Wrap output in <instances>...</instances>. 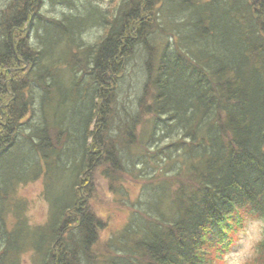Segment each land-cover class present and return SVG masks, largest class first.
I'll use <instances>...</instances> for the list:
<instances>
[{"label":"trees","instance_id":"trees-1","mask_svg":"<svg viewBox=\"0 0 264 264\" xmlns=\"http://www.w3.org/2000/svg\"><path fill=\"white\" fill-rule=\"evenodd\" d=\"M44 1L0 10V264L26 250L32 264H220L251 218L262 233L242 264H264V0H49L59 17ZM131 61L142 75L121 104ZM166 148L172 175L136 168ZM39 178L68 192L30 226L5 207ZM123 179L149 185L144 208L101 239L89 201Z\"/></svg>","mask_w":264,"mask_h":264},{"label":"rangeland","instance_id":"rangeland-1","mask_svg":"<svg viewBox=\"0 0 264 264\" xmlns=\"http://www.w3.org/2000/svg\"><path fill=\"white\" fill-rule=\"evenodd\" d=\"M7 1L8 0H0V10L4 8ZM107 1L108 0L98 1L101 4V10H105L106 7H108L109 3L107 4ZM75 3L76 6L81 7L85 2L84 0H75ZM92 4L95 6V2H93ZM43 7L44 8L42 9L41 13L47 16L59 17L63 12L65 14L69 13L68 7L60 5L58 3H50L49 0L44 1ZM86 8L89 9L88 6H86ZM89 12L90 16L88 17V21L90 22V19L94 20L95 18V11L91 9L89 10ZM100 32L101 30L98 27H91L89 29H86L85 33L83 34V38L85 42H91L100 35ZM138 64V62L131 61V64L127 66L125 72L126 81L124 82L123 88L121 90L122 94L119 93L121 104L125 102V94L128 93V86L130 85V96L133 95L135 76L139 77L142 75ZM69 114L70 111L68 108V111H66V115ZM23 132H25L24 128ZM19 138H21L20 135ZM163 144L164 142L162 143V145ZM170 151L172 150L166 148L163 152L161 151L156 154L155 159H151L148 161L142 160L141 164L136 168H141L142 171L145 170V174L148 173L153 175L156 172H161L165 168L168 171H166V175L170 176L172 175V173L169 166L178 163L176 161V158L171 157L170 159H167L166 154ZM26 154V150H24L22 146H19L13 151L4 155V173H12L15 170H18L19 165L23 164V160ZM8 165H12L13 170L9 169ZM140 184L133 179H123L120 181V183L115 185V189L116 187H119V193L110 192L109 194L105 195L104 198L98 195L97 197L99 198V200L91 199L89 201L90 207L95 209L97 219L100 220V222L104 225L103 231L99 234L101 239H105L107 236L109 237V235L113 233L114 236H119V232L123 227H125L126 224H128L129 218L132 213L134 211H140L144 208V205L142 203L146 201L145 196L149 185L144 184L141 187ZM44 186L45 183L42 178H39L34 182L16 184L13 188L14 193L8 195V198L10 199V205L5 207L7 213L13 216V210L10 209V206H14V204H17L16 208L19 207V212L24 213L28 225L36 226L44 223L50 213L49 203L55 201L56 203H62V197H65V193L68 192L66 184H62L60 180H50L45 187V195ZM162 192H166L165 188L162 189ZM22 206H24V212H22L21 210ZM133 214L138 216V214L136 213ZM12 221H14L12 217L11 219L9 218L7 220L8 228L10 227ZM244 225V228L241 229L236 235L235 244L229 249V252H227V254H224V258L221 260L220 264H242L251 253L253 245L257 242V240L260 239L262 233V225L259 220L254 218L247 219ZM34 257L35 253L33 251H22L20 254L19 262L20 264H32Z\"/></svg>","mask_w":264,"mask_h":264}]
</instances>
